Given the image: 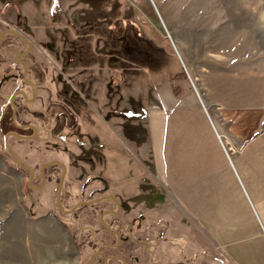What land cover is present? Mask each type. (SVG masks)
<instances>
[{
    "label": "rangeland",
    "instance_id": "1",
    "mask_svg": "<svg viewBox=\"0 0 264 264\" xmlns=\"http://www.w3.org/2000/svg\"><path fill=\"white\" fill-rule=\"evenodd\" d=\"M7 28L32 43L28 78L39 88V100L18 114V123H34V111L47 109L50 98L72 104L84 119L74 133L11 137V147L40 167L63 149L77 155L84 133H94L92 123L109 145L145 161L154 179L137 169L136 211H154L152 217L179 209L159 193L160 142L149 135L157 129L160 137L162 118L148 91L153 98L156 88L163 91L181 76L194 88L188 72L197 87L205 71L264 69V0H0V33ZM26 49L12 35L0 46V264H81L70 230L48 213L56 184L25 198L28 175L5 146L6 134L18 132L10 99L23 86L15 59ZM15 101L24 103L20 96ZM144 146L156 153L155 162ZM248 202L251 211H238L241 225L224 232L218 245L198 229L201 244L185 232L186 264H264L263 215ZM167 235L177 237L176 228Z\"/></svg>",
    "mask_w": 264,
    "mask_h": 264
},
{
    "label": "crops",
    "instance_id": "2",
    "mask_svg": "<svg viewBox=\"0 0 264 264\" xmlns=\"http://www.w3.org/2000/svg\"><path fill=\"white\" fill-rule=\"evenodd\" d=\"M196 81L199 94L184 76L155 89L151 109L162 127L149 140L160 142L164 199L218 245L241 225L238 211H251L248 200L264 220V69L205 71Z\"/></svg>",
    "mask_w": 264,
    "mask_h": 264
},
{
    "label": "flooded vegetation",
    "instance_id": "3",
    "mask_svg": "<svg viewBox=\"0 0 264 264\" xmlns=\"http://www.w3.org/2000/svg\"><path fill=\"white\" fill-rule=\"evenodd\" d=\"M5 35H12L22 40L13 33ZM25 43L28 49L29 45ZM27 49L15 59L17 66L21 67L23 84L22 88L13 93V95L17 93L14 97L16 123L13 119L14 109L11 102L13 95L10 105L12 120L18 129L16 133L23 136L33 135L35 129L28 125L35 126L38 132L33 139H21L15 136H10L9 139L15 137L20 141H31L45 135L47 140L55 139L65 132L74 133L76 128H80L82 122L84 123V119L72 109L73 105L70 102L71 105L65 103L63 99L59 102L56 97V101L49 99L47 109L34 111L36 119L34 123H18V114L39 100L38 84L28 78L29 52L26 56L23 55ZM24 62L28 63L27 79L34 84L36 90V97L32 101L30 99H33V87L24 80ZM20 91L25 92L27 97ZM18 96L23 99L22 105H18L15 101ZM146 96L153 99L151 94L149 96V91ZM87 125L94 130V133H84L85 142L81 141L78 144L77 155L71 149H63V155L53 156L37 167L21 159L16 153L18 158L31 168L32 177L31 172L23 165H19L12 156L18 167L24 169L29 178L25 198L31 197L33 192L45 191L49 185L56 184L55 208L48 213L58 216L70 230L81 264H186L185 232H192L195 242L201 244L196 236L197 228L191 222H186L183 211H170L168 217L161 213L157 215L158 217H152L154 211H136L137 169L140 174H147L152 179H154L153 175L147 171L145 161L139 155L124 149L121 152L120 149L112 147L92 123L88 122ZM25 130H29L30 133L22 134L21 132ZM50 161L59 162L50 164L41 172V168ZM65 168L66 174L59 201L58 192ZM30 181L31 186H29ZM159 193L163 195L161 188ZM185 222L193 225V230H188ZM170 227L176 228L177 237H168Z\"/></svg>",
    "mask_w": 264,
    "mask_h": 264
},
{
    "label": "water",
    "instance_id": "4",
    "mask_svg": "<svg viewBox=\"0 0 264 264\" xmlns=\"http://www.w3.org/2000/svg\"><path fill=\"white\" fill-rule=\"evenodd\" d=\"M6 33H13V34L17 35L19 38H21L22 40H24L25 42L28 43L29 47H28L27 51L23 53V55L26 56L27 53L29 52V50H30L32 44H31V42H29V41L26 39V37H25L22 33L18 32V31H16V30H13V29H5V30H3V31L0 33V46H1V42H2L3 36H4ZM24 65H25V69H24V80H25V82H26L27 84H30V85L33 87V99H30V101H32V100H34V98L36 97V90H35L34 84H33L30 80L27 79V70H28L27 65H28V63H27V62H24ZM20 93H22L25 97H27V95H26L25 92L20 91ZM16 94H17V93H16ZM16 94L13 95L12 100H11L12 105H13V109H14L13 119H14V122H15V123H16V107H15V104H14V97L16 96ZM28 126H29V127H32L33 129H35V132H34L33 135H31V136H23V135H20V134H18V133H16V132H9V133L6 135V137H5V143H6L7 148H8L9 151L11 152L12 156H13L14 159L16 160V162H17L19 165H23L24 168L28 169V170L31 172V177H32V176H33V172H32V170H31V168H30L27 164H25V162L21 161V160L18 158V156H17L15 150L11 147V145H10V143H9V137H10V136H15V137H18V138H21V139H33V138L36 136L38 130H37V128H36L35 126H32V125H28ZM22 127H25V126H22ZM54 162H59V161H50V162H47V163L41 168V172H43V170H44L45 167L49 166L50 164H52V163H54ZM65 174H66V168H65V170H64V173H63V176H62V179H61V183H60L59 192H58V198H59V201H60V193H61V189H62V185H63V180H64V177H65ZM29 186H31V181L29 182Z\"/></svg>",
    "mask_w": 264,
    "mask_h": 264
},
{
    "label": "built area",
    "instance_id": "5",
    "mask_svg": "<svg viewBox=\"0 0 264 264\" xmlns=\"http://www.w3.org/2000/svg\"><path fill=\"white\" fill-rule=\"evenodd\" d=\"M127 1H130V2H136L137 0H127ZM191 81H192V84H193V86H194V88H195L197 94H199V90H198V88L195 86V82H194L192 79H191Z\"/></svg>",
    "mask_w": 264,
    "mask_h": 264
},
{
    "label": "trees",
    "instance_id": "6",
    "mask_svg": "<svg viewBox=\"0 0 264 264\" xmlns=\"http://www.w3.org/2000/svg\"><path fill=\"white\" fill-rule=\"evenodd\" d=\"M182 74H185L183 71L181 72Z\"/></svg>",
    "mask_w": 264,
    "mask_h": 264
}]
</instances>
